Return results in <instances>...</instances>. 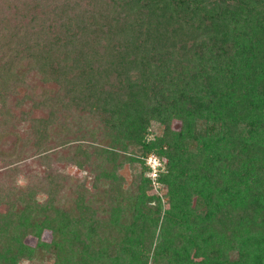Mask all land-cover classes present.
<instances>
[{
	"label": "trees",
	"instance_id": "16d2710c",
	"mask_svg": "<svg viewBox=\"0 0 264 264\" xmlns=\"http://www.w3.org/2000/svg\"><path fill=\"white\" fill-rule=\"evenodd\" d=\"M30 73L42 119L6 107ZM0 163V264H264V0H0Z\"/></svg>",
	"mask_w": 264,
	"mask_h": 264
},
{
	"label": "rangeland",
	"instance_id": "374dc122",
	"mask_svg": "<svg viewBox=\"0 0 264 264\" xmlns=\"http://www.w3.org/2000/svg\"><path fill=\"white\" fill-rule=\"evenodd\" d=\"M39 84H41L40 81L36 79L32 73H30L28 75L27 82H25L24 84L25 86L19 87L18 94L16 95V97H12V99L11 97H9V99H7L6 107L9 109L10 113L14 114L18 118V117H22V114H24L23 112L28 111L29 117L33 119L45 118L47 115V111L45 108L32 107L34 103L39 102L38 101L39 98H37V95L36 97L30 96L29 99L25 98L23 102L20 104V107L19 106L15 107L17 100H21L22 97H24V94L31 93L32 86L38 87L40 86ZM86 124L90 127V129H92L93 127L97 129V134L95 135V138L97 141H92L91 139L88 138L87 140H85V142H82L81 144L88 148H93L90 145L92 144L94 146L98 145L97 142L102 136L100 135L102 133V129L98 122H95V123L87 122ZM157 126L158 124L151 123L150 129L155 130V127ZM16 129H17L16 132H18L19 134H22L23 131L26 130L27 128L23 127L22 121H18ZM73 129H76L75 125ZM74 134H75L74 136L73 135L69 136L68 139L72 140L75 136H79V135H76V133ZM73 145H76V143H74ZM128 152L131 154H134L136 158H138V162H129V161L123 162L121 166H118L117 175L121 178L120 181H121V186L123 187V189L129 192L130 194L135 192L134 190H136L135 188L137 185H140L141 175L143 174L144 178L149 179L151 181V186L146 192L147 195L149 196L157 195L158 197H160L161 194L163 193L164 186L158 184L156 181L158 178L157 177L158 169L161 168L160 167L161 164L159 163L158 158L152 154H147L146 156L140 157L139 152L137 153V150L133 148H130ZM94 159L95 157L91 155L90 163L91 162L92 163L86 164L82 169H78L75 166L71 165L70 163L67 164L66 162H58L55 160L51 162L50 165L53 170H56L61 173L63 172L65 173V175L68 174L69 176L72 177V179H74L73 182L69 180L64 191L61 190L63 192L61 196H64L65 194H67L69 192V189H71L72 191L75 190L76 187L74 185H78L82 187V189L86 190L89 193H94L102 189L101 187L99 188L98 186L93 187V180H94V175L96 172L95 169L98 165V163H96ZM31 162H33V160H27L21 165L25 169L28 168L27 165H32L33 166L32 169L35 168L36 166H39V168L42 167V165H39V163L32 164ZM146 167L148 169H146ZM40 170H44V169H40ZM0 172H1V163H0ZM24 182L25 180L23 179V177H20L19 184H23ZM105 189L108 190L107 187H105ZM66 198H67V195L64 196V200ZM39 199H44V198L40 197ZM162 203H163V208L168 209V205L166 204V202L162 201ZM5 210H6V207L1 204L0 213L5 212ZM50 236H51L50 232L46 230L43 232L41 240L44 242H49L51 238ZM35 241L36 239L31 236H28L25 239V242H27L30 245H34ZM22 264H28V263L24 262Z\"/></svg>",
	"mask_w": 264,
	"mask_h": 264
}]
</instances>
